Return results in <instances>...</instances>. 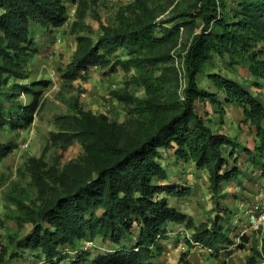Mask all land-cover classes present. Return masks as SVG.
I'll return each instance as SVG.
<instances>
[{
    "label": "trees",
    "instance_id": "obj_1",
    "mask_svg": "<svg viewBox=\"0 0 264 264\" xmlns=\"http://www.w3.org/2000/svg\"><path fill=\"white\" fill-rule=\"evenodd\" d=\"M173 1L132 0L118 8L113 24H99L93 40L80 34L86 28L87 0H0V130L13 132L31 121L39 105L35 89L39 82L20 81L28 78V64L39 51L34 41L37 29L51 33L62 26L69 12L67 3L75 5L69 31L76 47L63 78L73 80L80 75L86 79L94 68L133 71L131 80L144 90L142 98L123 90L109 92L126 103L134 118L133 136L125 140L122 124L78 105L70 114L54 119L59 131L50 134V141L62 151L78 142L83 155L65 165L56 178L45 169L43 156L27 159L25 167L36 188L37 203L18 202L14 221L18 228L24 223L32 227L21 238H11L14 250L0 247V264L25 256V251L27 259L37 263L62 264L69 259V250L78 256L85 250L76 245L94 240L109 247L94 256V264H161L154 261L164 251L161 241L169 231L168 223H185L192 229L187 240L190 248L199 245L215 254L220 245L230 243L225 230L231 211L220 206L219 199L224 197V187L241 174L235 153L248 148L215 132L197 111L196 102L210 107L222 101L236 104L242 121L255 127L262 144L264 104L258 94L219 73L205 74L204 65L214 55H236L248 61L252 74L264 81V60L259 58L264 56V0H193L185 10L174 5L169 16L156 20L159 11ZM178 18L187 20L171 26ZM194 21L199 31L183 56L184 86L180 89L169 50L176 46L179 28ZM120 49H129L127 58H113ZM202 74L217 92L198 84ZM259 80L252 86L263 87ZM22 93L31 97L29 103L18 100ZM223 111L220 108V114ZM261 144L256 148L259 155ZM11 150V145L0 143V159ZM161 152L207 173L210 197L217 207L209 223L195 224L169 204L168 196L180 199L189 189L162 183L168 176L159 162ZM256 254L264 258V238Z\"/></svg>",
    "mask_w": 264,
    "mask_h": 264
},
{
    "label": "rangeland",
    "instance_id": "obj_2",
    "mask_svg": "<svg viewBox=\"0 0 264 264\" xmlns=\"http://www.w3.org/2000/svg\"><path fill=\"white\" fill-rule=\"evenodd\" d=\"M130 1L132 0H94V2L87 0L88 9L84 19L86 28L80 34L88 35L95 40L99 34V24H113L118 8ZM192 2L193 0H174L168 8L165 7L166 2H162L165 8L159 11L156 20L169 16L170 9L174 5L177 6V10H185ZM67 4L69 12L62 26L53 28L51 33L37 29L36 34L41 36H36L34 41L39 51L28 64V78L20 81L26 84L32 81L39 82L35 88L38 91L39 105L33 112L31 121L13 132L7 128L0 130V143L12 146L11 152L0 159V247H5L9 252L14 250V244L9 242L11 238L14 236L21 238L32 227L28 223H24L21 228L16 226L14 221L18 213L16 204L21 202L33 206L37 203V191L25 167L27 159L43 156L45 169L56 178L55 174L58 175L65 165L78 160L83 155V149L78 142H73L62 151L59 144L50 141V134L59 131L54 119L60 115L70 114L78 105L96 114L103 113L110 121L122 124L125 128L123 137L125 140L133 136L134 118L128 114L126 103L112 98L109 92L123 90L137 98L144 96L143 88L131 80L133 71L123 72L118 69L116 72H110L108 69L94 68L89 71L86 79L81 78L80 75L73 80L63 78V72L76 47L75 36L69 31L74 20L75 5ZM185 20L187 19L178 18L171 26L180 25ZM198 31L196 21L180 27L176 46L169 50L171 65L176 69L180 89L184 86L183 56L193 34ZM128 51L129 49H120L113 58L125 59ZM259 58L264 60V56ZM204 73H219L239 82L244 88L258 94L257 97L264 104V81L252 74L249 63L245 59L236 55L232 57L230 54L214 55L204 65ZM255 80H259L263 85L258 88L259 90L251 84ZM197 81L202 88L217 92L205 75H199ZM43 82L47 83L43 84ZM218 98L222 99L221 94ZM18 100L29 103L31 97L22 93ZM206 106L196 102L197 111L208 119L212 129L230 137L234 143L241 144L243 148H248V151L241 149L235 153L238 158L236 166L241 174L237 180L224 187L222 191L224 197L219 199L220 206L226 205L231 211L228 228L225 230L230 243L220 245L215 254L199 245H193L190 248L187 240L191 237L192 229L186 227L185 223H168L169 231L161 241L164 251L154 262L161 264H264V258L256 254V250H260L261 239L264 238V229H250L248 214L252 203L256 200V195L259 194L260 189L264 188V174L261 172V169H264V138L261 144L255 127L242 121L241 109L234 103L222 101L215 107L206 108ZM211 108L213 110L216 108L219 112L209 114L212 111ZM220 108L225 110V115L221 116L224 118L223 125L219 122ZM261 125L264 127V120ZM260 144L263 146L262 156L256 149ZM161 154L159 162L168 176L162 183L182 184L189 189L188 195L180 199L168 196L169 204L191 217L195 224L209 223L215 216L217 207L215 200L210 197L207 173L194 169L192 164L186 161H175L173 156L164 152ZM241 235L247 237L246 241L240 239ZM75 248L85 251L77 256V252L69 250L68 256L71 261L67 259L62 261V264H68L78 258L79 264H94V256L104 254L109 247L99 240H94L78 244ZM24 253L25 256L16 257L8 264H40L30 257L27 259L28 251ZM83 253L87 255L81 257ZM4 259L7 260V256Z\"/></svg>",
    "mask_w": 264,
    "mask_h": 264
},
{
    "label": "built area",
    "instance_id": "obj_3",
    "mask_svg": "<svg viewBox=\"0 0 264 264\" xmlns=\"http://www.w3.org/2000/svg\"><path fill=\"white\" fill-rule=\"evenodd\" d=\"M248 214L250 217V229H264V188L260 189L259 194L256 195V200L252 203Z\"/></svg>",
    "mask_w": 264,
    "mask_h": 264
},
{
    "label": "crops",
    "instance_id": "obj_4",
    "mask_svg": "<svg viewBox=\"0 0 264 264\" xmlns=\"http://www.w3.org/2000/svg\"><path fill=\"white\" fill-rule=\"evenodd\" d=\"M36 32H38V31H36ZM39 33H40V32H39ZM36 35H37V36H41L40 34H39V35L36 34ZM258 90H259V89H258ZM206 105H207L206 108H208V107L210 106L209 104H206ZM234 105H236V104H234ZM236 106H237V105H236ZM237 107H238V106H237ZM211 109H212V108H211ZM213 112H215V111L212 109V111H211L209 114H212ZM207 113H208V112H207ZM209 114H207V115H209ZM223 114L225 115V110L223 111V113L220 114V121H219V122H220L222 125H223V122H224V118H223V117L221 118V116H222ZM224 115H223V116H224ZM244 123H248V124H250L249 122H244ZM252 126H253V125H252ZM253 127H254V126H253ZM217 133H220V132H217ZM221 134H222V133H221ZM231 183H232V182H231ZM229 184H230V183H229ZM258 191H259V190H258ZM207 250H208V249H207ZM208 251H209V250H208Z\"/></svg>",
    "mask_w": 264,
    "mask_h": 264
}]
</instances>
